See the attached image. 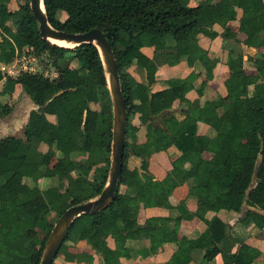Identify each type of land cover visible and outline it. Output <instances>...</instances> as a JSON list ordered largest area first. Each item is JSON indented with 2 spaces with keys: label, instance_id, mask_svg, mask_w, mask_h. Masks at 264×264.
<instances>
[{
  "label": "trees",
  "instance_id": "16d2710c",
  "mask_svg": "<svg viewBox=\"0 0 264 264\" xmlns=\"http://www.w3.org/2000/svg\"><path fill=\"white\" fill-rule=\"evenodd\" d=\"M8 1L0 0L3 30H0V60L9 61L15 46L28 45L34 55L46 52L57 71L54 77L21 71L16 77H7L0 90V95L11 93L19 83L36 104L29 112L23 136L0 137V264H38L40 254H34L37 230H44L48 236L55 222L49 219V213L53 211L59 216L71 204L97 196L106 183L112 141V103L102 59L94 43L67 47L43 38L29 0H15L18 3L15 9L8 7ZM43 3L48 21L56 28L70 32L95 26L102 29L115 54L127 113L122 171L114 199L97 211L77 216L60 247L66 240L83 239L104 257L109 254L119 257L130 255L125 246L127 238L147 236L150 247L144 253L156 251L165 241L177 242L181 218L194 216L184 200L178 203L176 216H151L128 227L125 233H122V220L136 218L141 206L158 205L172 188L188 179L193 180L190 193L197 184L205 189L198 198L200 205L214 211L220 208L239 211L243 213L242 222L262 227L264 73L249 74L242 67V55L230 57V75L225 80L229 100L218 98L203 105L191 101L185 116L179 119L170 111L161 113L175 100L188 101L185 93L192 87L194 74L180 79L176 85L153 91L150 84L155 79L156 64L141 50L145 33L151 34V43L157 36L166 38L168 44L160 52L175 47L178 41H188V63L191 64L197 57V34L209 31L200 17L204 15L212 21L213 14L224 11L226 4L190 6L187 0H43ZM237 3L244 11L239 28L246 34L245 42L262 48L264 60V1L237 0ZM60 12H65L64 19L59 17ZM8 32L13 34L11 38L5 34ZM70 59L76 60L75 66H70ZM254 59L259 61L257 57ZM132 61L145 69L146 82L136 81L128 72ZM251 84L253 89L249 92ZM96 103L98 108L93 105ZM137 105L140 123L146 128L143 142L136 141L138 128L132 122ZM11 109L8 102L0 99V117ZM46 114H63L65 120L54 122ZM215 116L221 118L217 133L214 136L198 133V121L209 122ZM41 143L48 146L45 151L39 148ZM171 145L179 155L171 161L166 176L155 179L148 169L149 157ZM55 150L61 155L41 170L37 163L46 155H54ZM204 152L210 153V157H204ZM132 156L140 158L139 166H130ZM74 169H79L85 177L80 185L71 173ZM126 171L131 172V183L124 179ZM40 175L57 179V184L41 188L37 182ZM25 177L31 181L25 182ZM2 181L10 185L9 190ZM122 185L130 187V191H121ZM245 204L250 207H244ZM170 220H174L172 227L168 225ZM204 220L205 229L197 237L188 239L170 257V264H187L188 260L179 253L195 247L204 249L200 264H207L217 253L226 262L249 264V255L259 252L245 242H239L237 250L231 252L237 240L230 235L227 223L217 215ZM107 236L116 242L113 249L107 245ZM66 258L72 259L73 255L67 254Z\"/></svg>",
  "mask_w": 264,
  "mask_h": 264
},
{
  "label": "crops",
  "instance_id": "0c3cea01",
  "mask_svg": "<svg viewBox=\"0 0 264 264\" xmlns=\"http://www.w3.org/2000/svg\"><path fill=\"white\" fill-rule=\"evenodd\" d=\"M264 1V0H263ZM223 2L226 4L225 10L215 12L212 21H209L204 15L200 17V21L209 28L208 32H199L197 34L198 48L197 57L190 64L188 63V55L190 53L188 41H178L173 48H167L160 52L159 49L168 42L165 37L157 36L154 43H151V34L143 35V45L141 50L156 64L155 79L150 84L151 90H159L165 87L178 84L180 79L185 78L189 74H194L192 87H190L185 96L188 101L175 100L170 108L165 109L163 113L170 111L177 118L181 119L186 114V109L189 102L196 101L199 105H203L206 101L222 98L225 101L229 100L228 91L225 85V80L230 75L228 59L237 55H242V67L249 74H263L264 60L262 58V48L256 45H248L245 42L246 34L240 30V17L243 15V8L237 3V0H187L188 5L195 6L197 4H211ZM18 3L15 0L8 1L10 9L17 8ZM228 6V8H227ZM7 24L11 25L10 21ZM1 31H3L0 28ZM11 30H14L12 27ZM225 33V34H223ZM157 46V50L155 49ZM16 48V46H15ZM14 48V49H15ZM255 57L259 61H255ZM14 64V60L1 61L0 70L3 73V78L0 80V90L3 88L4 81L7 77H16L17 72L10 67ZM128 72L139 82H146L145 69L136 61H132L128 67ZM56 75V74H55ZM253 89V85H249V92ZM21 95L22 102H18L17 107H13V102H8L12 107L10 112L0 117V137L5 135L23 136L24 125L27 122L29 112L36 104L22 90L21 85L16 83L11 93L0 95L3 101L4 96H11L12 99ZM27 101L24 102V99ZM136 103L138 99L135 98ZM25 103L27 110H25ZM136 115H133L132 122L136 124V141L143 142L146 139L145 125L140 123L138 105L135 109ZM47 118L55 122L56 115L46 114ZM160 117V115L158 116ZM149 119V118H148ZM221 125V118L215 116L209 122L199 120L197 123V131L200 134L214 136ZM43 143L40 144V146ZM39 146V148H40ZM41 149V148H40ZM179 155L178 150L174 145L167 149L159 150L152 153L148 160V169L153 174L155 179H162L166 176L171 167V161ZM210 153L204 152L203 156L209 158ZM140 162V158L132 156L130 162ZM137 164L136 166H139ZM186 166H188L186 164ZM193 180L188 179L184 183L172 188V192L163 198L158 205L150 207H140L137 217L122 220L125 230L136 224L142 223L146 218L151 216H176L178 214L177 205L181 200H184L189 211L194 212L191 218H181L177 236L179 240L165 241L156 251L144 253V249L150 247V240L147 236L142 235L137 238H127L125 246L128 247L130 255L114 254L103 256L92 248L86 240H66L55 255L52 264H170V257L178 253L190 238L197 237L206 227L204 219H209L213 215L219 216L225 221L229 228V233L236 238V242L231 247V252L237 250L239 242H245L250 246L259 250L258 253L249 255V264H264V225L256 226L254 223L245 224L240 220L243 213L234 210L220 208L216 211L208 209L198 203V198L205 193V189L201 185H194L192 192H189L190 185ZM255 184V179L251 182ZM127 189V190H126ZM121 191L129 192L130 187L122 185ZM250 207L249 205L245 206ZM168 225L172 227L174 220L168 221ZM107 245L110 248L116 246V242L112 236H107ZM67 254H72L73 258H66ZM183 259H187V264H200L204 249L195 247L187 253H179ZM207 264H234L224 261L221 253H217L214 258L209 260Z\"/></svg>",
  "mask_w": 264,
  "mask_h": 264
},
{
  "label": "water",
  "instance_id": "95a60500",
  "mask_svg": "<svg viewBox=\"0 0 264 264\" xmlns=\"http://www.w3.org/2000/svg\"><path fill=\"white\" fill-rule=\"evenodd\" d=\"M30 9L37 20L38 30L43 38L65 39L76 45L94 43L100 53L112 103L111 157L106 183L93 199L68 206L55 220L45 242L38 264H50L64 240L71 222L84 212H94L107 206L113 199L115 188L122 171L127 113L125 100L117 70L114 51L106 35L99 27L70 32L54 27L48 21L43 0H29ZM68 47V46H67Z\"/></svg>",
  "mask_w": 264,
  "mask_h": 264
},
{
  "label": "rangeland",
  "instance_id": "374dc122",
  "mask_svg": "<svg viewBox=\"0 0 264 264\" xmlns=\"http://www.w3.org/2000/svg\"><path fill=\"white\" fill-rule=\"evenodd\" d=\"M58 15L61 19H64L66 17L65 12H60ZM5 34L7 36H9L10 38L13 35L10 32L5 33ZM67 54H71V52H68ZM11 60L15 61V71H17V69H19V71H20V70H23L22 68H26L25 66L22 65V62H25L26 64H28L27 67L33 72H41L42 74L47 75L49 77H54L55 74H57L56 67L52 64V58H50L49 55L44 51L38 55H34L30 51V47L28 45H24V46L19 47V48L16 46L14 53H13V56L11 57ZM16 62H17V64H16ZM69 64H70V66H75L76 60L70 59ZM2 99L4 102H11V103L13 102L12 105H14L13 107H15V108L17 107L18 102L23 103V101L21 100V95L18 97H15L14 99H12L11 96H4ZM27 99L28 98L24 99V102L27 101ZM93 105L96 106L97 108L99 107V104H97V103L93 104ZM23 106H25V110H27L25 103L23 104ZM132 114L136 115L137 111H133ZM155 119H156V121H159L158 120L159 117H156ZM64 120H65V117L63 114L57 115L55 117V121H64ZM40 148L42 151H45L48 148V146L46 144H42L40 146ZM60 155H61V152L58 150H55L54 155L44 156L42 158V160H40L37 164L40 167V169L43 170V169H45L46 165H49V164L51 165L54 162V160L57 159ZM73 156L78 158L77 157L78 155L73 154ZM110 157H111V153H110ZM137 164H140V162H137V163H136V161L130 162V166H132V167L136 166ZM132 167H129V168H132ZM71 173L73 174V176L76 177L77 183L80 185L85 178L82 175L81 171L79 169H74V170H72ZM130 174H131L130 171H126V174L124 175V179L129 181V183H131L129 180ZM24 181L30 182L31 180L29 177H25ZM37 182L41 188H44L48 184H57V179L54 180V179H51L50 177L40 175ZM2 183L4 184L3 186L6 190L10 189V185L4 183L3 181H2ZM93 198L94 197H92L90 199H93ZM48 216H49V219L52 222H54L56 220V218L58 217V214L56 212L51 211ZM46 238H47L46 232L42 229H38L37 230V237H36V245L37 246L34 249L35 255L40 254V257H41L42 251H43L44 246H45Z\"/></svg>",
  "mask_w": 264,
  "mask_h": 264
},
{
  "label": "bare ground",
  "instance_id": "6f19581e",
  "mask_svg": "<svg viewBox=\"0 0 264 264\" xmlns=\"http://www.w3.org/2000/svg\"><path fill=\"white\" fill-rule=\"evenodd\" d=\"M52 42L57 43L59 45H63V46H68V47H73L75 46V43L72 41H67L65 39H55V38H51L50 39Z\"/></svg>",
  "mask_w": 264,
  "mask_h": 264
},
{
  "label": "built area",
  "instance_id": "2783aa9c",
  "mask_svg": "<svg viewBox=\"0 0 264 264\" xmlns=\"http://www.w3.org/2000/svg\"><path fill=\"white\" fill-rule=\"evenodd\" d=\"M17 62H18V61H17ZM17 62H16V64H17ZM22 65L25 66L26 68H22L23 70H20V71H19V69H17V71H18L19 73H20L21 71H31V70L27 67L28 64H26L25 62H22ZM10 68H11V69H9V72H10L12 69H14L13 71H15V61H14V64L12 65V67H10ZM17 71H15V72H17ZM18 72H17V73H18ZM19 73H18V74H19Z\"/></svg>",
  "mask_w": 264,
  "mask_h": 264
}]
</instances>
